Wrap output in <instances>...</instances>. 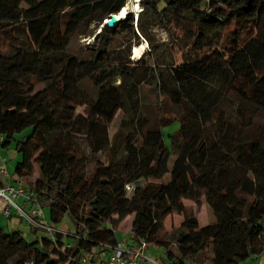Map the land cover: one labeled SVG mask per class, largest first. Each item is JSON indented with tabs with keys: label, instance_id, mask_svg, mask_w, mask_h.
<instances>
[{
	"label": "trees",
	"instance_id": "16d2710c",
	"mask_svg": "<svg viewBox=\"0 0 264 264\" xmlns=\"http://www.w3.org/2000/svg\"><path fill=\"white\" fill-rule=\"evenodd\" d=\"M126 2L0 0V144L15 143L12 176L31 209L75 229L52 242L30 227L28 242L0 227V264H93L128 217L131 243L162 249L166 264H241L264 250V0H141L135 23L128 12L105 26ZM170 23L185 31L180 63L166 44L130 60L138 34ZM84 25H102L87 58L68 51ZM143 87L179 110L169 138L185 151L172 161L162 128L177 119L144 113ZM207 197L215 221L202 227L184 202ZM170 215L180 224L165 232Z\"/></svg>",
	"mask_w": 264,
	"mask_h": 264
},
{
	"label": "rangeland",
	"instance_id": "374dc122",
	"mask_svg": "<svg viewBox=\"0 0 264 264\" xmlns=\"http://www.w3.org/2000/svg\"><path fill=\"white\" fill-rule=\"evenodd\" d=\"M140 2L141 0H127L126 4H134L135 6L137 5L138 8L137 10H133L130 9L129 13L133 14L134 17V23L135 20L138 16L139 13H141L142 9L140 6ZM125 4V5H126ZM105 22V20L103 21V23ZM101 27L102 25H100L98 28H94L92 25H84L83 27H81V29L79 30V32H77L70 41V44L68 46V51L73 54L76 55L78 57H89L90 56V51H91V47L95 45L96 43V35L100 33L101 31ZM170 31L167 32L161 28L156 27L154 24H152L149 28V34H148V38H143L141 36H139L138 34V39L136 40H132V44L130 47V60L131 61H137L141 58V56L144 53H148L151 46H155L157 44H166V49L168 52H171L172 56H173V60H175L176 62L180 63L181 62V58L183 56L184 53V35H185V31L177 26L175 23H170L168 25ZM116 43H118V39L115 38ZM142 45H144V50L142 51L141 55L138 58H134V54H133V49L135 46H139L141 47ZM8 55H12L13 53L11 51H7ZM42 86L41 85H37L36 86V90L41 89ZM141 101L143 103V111L146 114H150L151 118H163V120H174L177 119L179 117V110L178 108H176L175 106H172L171 104L167 103L166 101L162 100L157 101L153 95L151 94V91L148 88L143 87L142 91H141ZM161 103L160 107L159 104ZM78 114H83V109L79 108L77 110ZM123 119L122 117V113H118L117 116L115 117V119L113 120V122L111 124H109L108 126V132H109V136L112 138L113 136L116 135V132L119 129V125L121 120ZM179 120H174L172 123H170L169 125L165 126L162 128V133H163V138H164V142L165 145L168 147L169 151H170V158L171 161L172 159L177 155V154H183V152L185 151L184 148H181V150L179 148H176L175 144H171L170 141V136L174 135L178 129H179ZM30 132V129H26L24 130L22 133L20 134H16L15 135V140H19L21 137L28 135ZM81 139L79 140L80 144H81V150L84 151L86 154L88 155V150L85 147V143L83 138H78ZM1 159H4V161L6 162L4 165H2L0 163V168L1 167H5V169L7 170V172L12 175L14 172V168L16 166V164L18 162H20L21 157L16 153L15 151V143L11 142L6 148H2L1 144H0V161ZM37 175V167L34 166V173L32 177H36ZM167 180V178H165ZM23 182V181H22ZM212 200L211 197H207V198H202L201 200V206L199 208H197L193 203L189 202V201H185L184 205L186 207V212L189 215H193V216H198V222L200 226H206L208 224L213 223L214 217L213 214L211 212L210 209V201ZM17 204H19L18 201H16ZM3 204L4 201H3ZM6 205L9 204L6 203ZM5 207V205H4ZM3 207V209H4ZM43 214L45 215L46 218H48V210L46 208H43ZM17 213V212H16ZM18 214V213H17ZM19 215V214H18ZM20 216V215H19ZM4 215H3V222H4ZM24 219V218H22ZM6 220V219H5ZM180 217L177 215H170L168 216L164 222H163V229L165 232H170L171 230L177 228L180 224ZM25 221V220H24ZM26 222V221H25ZM27 223V222H26ZM4 225V223H3ZM130 227H131V218H127L118 228V231L115 232V235L117 236L118 239H127L128 241H130V237H129V232H130ZM5 229V228H4ZM54 230L58 231V232H62L64 235L68 236V234H72L74 233L75 229H74V224L72 222V220L70 219V217L68 215L64 216L62 221L58 224H56V226L53 227ZM69 238V237H68ZM70 240V239H69ZM147 254L151 255L154 259H156L158 262H160L161 264H166L164 263V255L162 252H159L158 249L156 248H151L150 252L152 253H148V251L146 250Z\"/></svg>",
	"mask_w": 264,
	"mask_h": 264
},
{
	"label": "built area",
	"instance_id": "2783aa9c",
	"mask_svg": "<svg viewBox=\"0 0 264 264\" xmlns=\"http://www.w3.org/2000/svg\"><path fill=\"white\" fill-rule=\"evenodd\" d=\"M0 136V143L2 141ZM1 164H5L4 159H1ZM0 199L4 201L5 207L2 209V214L8 217L10 209L17 212L27 222L28 226L37 229L44 234L49 240L55 242L54 230L45 220L41 208L35 206L29 210H24L16 201L22 200L26 204H36V198L26 191L22 180L10 175L5 167L0 168ZM135 188L134 184L127 185V191L132 192ZM9 204V207L8 205ZM264 234V230H263ZM108 251V257L103 264H161L151 255L147 254V243L141 240L137 243H130L127 239H121L113 246H104ZM103 258V257H102ZM81 264H88L86 258H83Z\"/></svg>",
	"mask_w": 264,
	"mask_h": 264
},
{
	"label": "crops",
	"instance_id": "0c3cea01",
	"mask_svg": "<svg viewBox=\"0 0 264 264\" xmlns=\"http://www.w3.org/2000/svg\"><path fill=\"white\" fill-rule=\"evenodd\" d=\"M4 205L5 204H3V201L0 199V227L2 229L5 228L4 230L7 232H9V231H20L22 233V237L26 241H28V242L33 241L35 239V236L32 232L33 230L28 226V224L24 221V219H22V217L19 216L13 209H10V214L8 217L4 216V218L6 220L4 219V222H3V214L1 212H2ZM19 205L22 206V208L26 211L31 208L30 204H26L22 200L19 201ZM44 217H45V215H44ZM129 218H131V222H132V217H129ZM197 219H198V216H197ZM45 220H46V222H48V219L46 217H45ZM3 223H4V225H3ZM37 235L43 236L44 234L39 231L37 233ZM129 235H130V232H129ZM116 239H117V241L121 240V239H118L117 236H116ZM129 242L131 243V241H129ZM153 247L154 246L147 247L148 253L150 252L151 248H153ZM154 248L158 249L157 247H154ZM158 251L162 252L164 255V251L162 249H158ZM97 252L100 254H98L97 257L94 259L93 264H103L104 261L106 260V258L108 257L109 253H108V251L102 252V249H97ZM150 253H152V252H150ZM241 264H264V250L259 256L255 257L253 259L252 258L248 259V260L242 262Z\"/></svg>",
	"mask_w": 264,
	"mask_h": 264
},
{
	"label": "bare ground",
	"instance_id": "6f19581e",
	"mask_svg": "<svg viewBox=\"0 0 264 264\" xmlns=\"http://www.w3.org/2000/svg\"><path fill=\"white\" fill-rule=\"evenodd\" d=\"M137 8H138L137 5L136 6L134 4L130 5L127 3L125 7L121 10V12L115 15L116 20L118 21L123 19L127 15L130 9H132L133 11V10H137ZM143 50H144V45H142L141 47L135 46L133 49L134 58H138Z\"/></svg>",
	"mask_w": 264,
	"mask_h": 264
},
{
	"label": "water",
	"instance_id": "95a60500",
	"mask_svg": "<svg viewBox=\"0 0 264 264\" xmlns=\"http://www.w3.org/2000/svg\"><path fill=\"white\" fill-rule=\"evenodd\" d=\"M120 20H116L115 15H111L108 19H105V22L103 23L108 28L114 27Z\"/></svg>",
	"mask_w": 264,
	"mask_h": 264
},
{
	"label": "clouds",
	"instance_id": "9594fccd",
	"mask_svg": "<svg viewBox=\"0 0 264 264\" xmlns=\"http://www.w3.org/2000/svg\"><path fill=\"white\" fill-rule=\"evenodd\" d=\"M125 18V17H124Z\"/></svg>",
	"mask_w": 264,
	"mask_h": 264
}]
</instances>
